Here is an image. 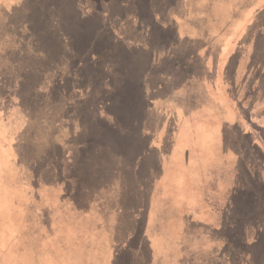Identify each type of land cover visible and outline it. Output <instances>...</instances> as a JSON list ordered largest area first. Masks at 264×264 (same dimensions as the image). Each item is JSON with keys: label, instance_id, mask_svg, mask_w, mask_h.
<instances>
[{"label": "rangeland", "instance_id": "obj_1", "mask_svg": "<svg viewBox=\"0 0 264 264\" xmlns=\"http://www.w3.org/2000/svg\"><path fill=\"white\" fill-rule=\"evenodd\" d=\"M204 1L0 0V264H264V113L258 100L248 116L235 81L241 47L264 31V0H248L210 72L194 54L183 75L166 51L190 52ZM189 74L216 81L208 109L225 128L197 131L239 161L224 232L188 224L181 200L169 217L182 197L169 175L190 183L178 118L198 117L201 84ZM183 83L189 99L173 96Z\"/></svg>", "mask_w": 264, "mask_h": 264}, {"label": "crops", "instance_id": "obj_2", "mask_svg": "<svg viewBox=\"0 0 264 264\" xmlns=\"http://www.w3.org/2000/svg\"><path fill=\"white\" fill-rule=\"evenodd\" d=\"M224 1L231 4L233 8H236L235 14L227 12L226 10H221L214 15L212 0H205L199 9L200 24L194 34L195 43L190 46V52L188 51L189 53L184 54L185 52L171 53L169 50L166 51L168 58L172 59L174 62L171 66L180 67L183 75L187 72L186 57L192 59L196 58L194 54L199 57L203 68L206 66L209 67L210 72V59L215 57L214 49L219 43L231 40L234 27L240 19L239 17L241 13L244 14L243 9L248 7V0ZM7 2H9V0H7ZM261 19L262 18H258V20L253 21L252 25L256 24ZM244 36L245 34L241 38H244ZM252 40L260 43L256 46L255 42L252 45L246 43L241 47V50L243 49V51L241 53L240 61L238 65H236L235 81L237 83L238 97L243 104L242 106L247 107L245 110L247 111L248 116L253 119V115L255 114L250 115L253 112L249 109L255 106L254 104L256 101L259 100L257 107H261L262 114L264 113V31L260 37H252ZM150 51L155 52L151 49ZM176 53L178 55L182 54L183 56H180V58H184V60L181 59L180 61L178 58L179 56H175ZM194 76L196 75L189 74L188 79H183L188 80V82L196 80L201 84V91L198 93V99L196 100L198 117L193 120L191 114V117H186L185 119L181 117L180 119L178 118V121H183L184 124V127L182 126V131L188 132L187 137L184 139V150H182L179 155L181 154L184 157L190 155V158L183 164V166L186 167L185 176H187L190 183H188L187 180L183 183L182 180L175 182V172L169 175L172 179L173 186H175V190L180 191L182 194V197L177 198L176 200L172 199L173 205L171 206L170 204V210L172 208L173 212L170 216L171 212L169 211V217H181L182 213L183 218L188 221V224H192L193 221L202 222V224L199 225L203 227H213L216 232H224L225 228L222 226L223 218L226 217L228 213L232 218L231 221H233V203L234 201H238L239 198L237 194L238 190L234 188L237 182L235 178L236 173L238 174L239 170L237 167L239 161L237 158L228 154L230 150L226 151L225 146L221 142H218L217 145L211 143V140L214 138L215 133L219 131V128L222 126L223 130L225 129L222 124V119L217 115H214V118L210 119V116H213V114L208 109L210 106V104L208 105V100L211 102L215 98L216 81L207 80V76H203L202 78L205 80L202 82L199 77L196 79ZM186 86L187 84H185L184 87L183 83L181 87L173 91V96L179 94L189 99V93H176L178 90H186ZM256 91L258 95L255 97ZM168 95L172 98V91L168 92ZM174 119H176V117ZM206 120L209 121L204 122ZM257 120L262 123H259L258 125L264 127L263 120H260L259 118ZM253 121L255 120L253 119ZM208 123H210V126L217 127V129L215 130L214 135L209 136V139H204L203 135L197 131V126L199 124L207 125ZM232 161L236 162V167H234ZM208 163H210V165H208ZM223 171L230 173L231 177L228 180L218 177V173H222ZM211 176L212 178L210 179ZM230 188L231 190L228 192ZM206 194L214 198V209H212V205L211 207L206 205L207 203L212 202L211 198L207 199ZM216 194L218 197L215 196ZM180 200L182 201L181 213L180 211H177L180 207L177 201ZM224 204L225 206L228 205L230 210L224 209ZM56 209L57 208L54 210ZM61 209L63 216L68 217L67 211L63 206H61ZM228 211H231L232 213H229ZM211 219H213L212 223L210 222ZM165 228L166 232L170 234H173V231L174 233L178 232L174 227L172 228L173 231L169 230V227ZM187 230L190 231V229ZM183 232H186V226L184 227ZM173 251L175 259L180 263V258L183 254L185 255V252L181 255L180 248L176 249L175 245Z\"/></svg>", "mask_w": 264, "mask_h": 264}, {"label": "trees", "instance_id": "obj_3", "mask_svg": "<svg viewBox=\"0 0 264 264\" xmlns=\"http://www.w3.org/2000/svg\"><path fill=\"white\" fill-rule=\"evenodd\" d=\"M61 54H63L64 56H66L67 58H68V60H73V63L75 62L76 63V59H74L76 56V54L74 53V51H65V49H63L62 51H61ZM60 54V55H61ZM167 226H169V223L167 224ZM167 226H165V227H167ZM185 252V250L184 249H181V251H180V253H181V255L183 254ZM182 257H184V254H183V256Z\"/></svg>", "mask_w": 264, "mask_h": 264}]
</instances>
